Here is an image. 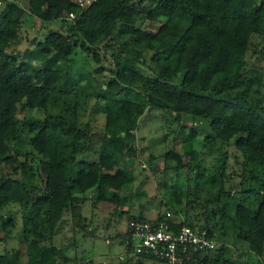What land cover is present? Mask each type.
Listing matches in <instances>:
<instances>
[{"label": "trees", "instance_id": "trees-1", "mask_svg": "<svg viewBox=\"0 0 264 264\" xmlns=\"http://www.w3.org/2000/svg\"><path fill=\"white\" fill-rule=\"evenodd\" d=\"M145 1L94 0L80 7L73 0H26V8L17 0L4 1L0 9V208L20 206L25 260H20L18 249H10L0 253V264H66L71 260L51 242L54 217L63 211L71 217L72 226L85 229L86 218L80 211L85 193L95 202L106 201L117 208L126 204L128 198L120 199L118 190L130 184L133 176L119 166V160L132 152L137 120L149 108L164 111L171 120L208 121L204 144L228 143L254 164L249 178L243 176L241 167L237 189H228V200L214 215L222 220L220 235L232 233L245 243L246 261L260 264L264 253V67L246 65L244 56L251 35L264 41V0H152L150 6L142 7ZM25 13L43 23L58 20L62 29L48 30L33 48L15 51L12 45L19 40ZM142 21L157 22V26L137 25ZM76 49L97 69L108 65L106 80L89 92L102 102L104 112L103 132L91 136L100 141L94 161L77 159L89 135L77 121L78 103L85 91L77 87L69 68ZM30 59L39 65H31ZM87 81L88 88L93 87ZM127 88L135 89L138 98L124 97ZM18 109L44 111L27 128L31 136L25 157L30 154L28 160L35 161L37 184L27 181L32 168L27 159L19 158ZM195 136L191 127L182 137L181 154L188 160L197 158L192 146ZM181 154L166 151L163 157L175 160L179 168ZM185 164L190 170V162ZM108 166H113V175L104 172ZM224 167L222 159L213 170L215 200L224 192ZM112 178L118 181L114 188ZM166 201L176 206L179 199L170 192ZM165 212L151 219L139 213H127L126 218L155 222L164 219ZM168 221L175 224L177 220ZM184 223L204 228L217 240L216 226ZM2 224L11 226L10 220ZM129 241L125 229L126 253L131 251ZM224 250L220 244L193 254L183 264H230ZM133 257L137 262L147 259L164 264L143 254L132 255L126 262L97 264H127Z\"/></svg>", "mask_w": 264, "mask_h": 264}, {"label": "rangeland", "instance_id": "rangeland-1", "mask_svg": "<svg viewBox=\"0 0 264 264\" xmlns=\"http://www.w3.org/2000/svg\"><path fill=\"white\" fill-rule=\"evenodd\" d=\"M4 1L6 0H0V9ZM17 2L26 8V0H17ZM143 4L142 7L150 6L152 0H146ZM137 25L155 29L157 22L142 21ZM61 29L58 20L43 23L25 13L18 29L19 40L12 47L18 52L25 48L31 49L36 41L42 40L48 30ZM101 49L105 50L102 46ZM5 51L9 52L8 49ZM69 61L71 73L77 78V87L85 91V96L78 103L77 121L79 127L89 135L88 142L85 141L86 148L77 155V159L94 161L97 160L100 141L92 139L91 136L100 135L103 132L104 112L102 102L95 100L93 94L89 92L96 91V85L106 80L108 65L103 63L102 69H97L92 61L78 49L71 54ZM244 61L246 65L256 63L264 67V41L258 36L251 35ZM29 63L33 66L39 65L36 59H30ZM87 80L93 87L88 88ZM102 88L105 89L103 85ZM138 94L135 89L131 88L123 92V96L130 100L137 99ZM43 115L44 111L41 109H18L16 117L19 120L20 132L16 133V136L22 142L19 149L20 159L28 160L31 156L29 154L27 158L25 157V153L30 150L28 139L31 134L27 131L28 124L31 121L40 120ZM191 127L196 131V136L192 141V146L197 152L196 160H188V156L181 154L182 137ZM208 134V121L206 120L187 117L171 120V117L164 111L154 108L147 109L138 118L133 131L134 139L130 144L133 148L132 152H127L119 160V166L128 169L133 176L130 184L118 190L120 199L128 198L126 204H120L117 208L113 203L106 201L95 202L88 197V193H85L87 197L80 207L82 216L86 218L85 229L80 230L72 226L71 217L63 211L54 217L50 227V232L52 230L54 232L51 242L60 246L62 253L71 260L66 264L88 261L92 264L117 263L119 258L121 262H126L132 256V252L126 253L125 243H122V234L127 223L126 214L139 213L144 218L151 219L157 213L165 211H170L172 217L178 221L191 222L194 225L216 226L214 230L217 233V240L214 238L213 240L215 247L220 244L225 246L224 258H227L230 264H250V260L246 261L248 256L244 242L238 240L230 232L220 235L222 220L219 219V215H214V212L221 203L228 200V189H237L241 167L244 170L243 176L246 178H249V169L256 167L246 162L240 153L228 143L216 141L213 146L204 144L202 138ZM166 151L181 154L179 168L175 167V160L164 159L163 153ZM222 159L225 161L224 192L215 200L217 178L213 175V170ZM187 161L190 162V170L185 164ZM26 164L30 165L33 171L30 177L25 174L28 177L27 181L37 184L35 161L28 160ZM112 171L113 166H108L104 172L110 175ZM198 171H200V176L196 177L195 174ZM112 179L110 183H113L111 187L114 188L118 181ZM170 192L177 194L178 205L171 206L166 201ZM120 210L127 211V213L120 215ZM6 220H10L11 226L3 227L2 222ZM5 228L8 229L7 233ZM131 240L133 243L136 242L135 237ZM10 249H18L20 260L22 262L25 260L24 241L21 234V210L16 203L0 208V253ZM259 260L260 264H264V253ZM127 264L161 263L147 259L137 262V258L133 257V262H127Z\"/></svg>", "mask_w": 264, "mask_h": 264}, {"label": "built area", "instance_id": "built-area-1", "mask_svg": "<svg viewBox=\"0 0 264 264\" xmlns=\"http://www.w3.org/2000/svg\"><path fill=\"white\" fill-rule=\"evenodd\" d=\"M93 1L73 0L80 7L88 6ZM164 217L155 222L134 219L127 221L132 255H148L164 264H183L193 254L215 248V241L204 228L189 226L182 220L172 224L168 221L172 218L170 211H166ZM133 237L136 238L135 243L131 240Z\"/></svg>", "mask_w": 264, "mask_h": 264}]
</instances>
